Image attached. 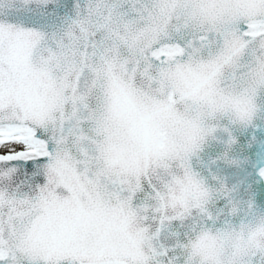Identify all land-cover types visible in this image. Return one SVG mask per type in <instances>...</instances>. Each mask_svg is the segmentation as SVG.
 <instances>
[{"label": "snow or ice", "instance_id": "obj_1", "mask_svg": "<svg viewBox=\"0 0 264 264\" xmlns=\"http://www.w3.org/2000/svg\"><path fill=\"white\" fill-rule=\"evenodd\" d=\"M0 264H264V0H0Z\"/></svg>", "mask_w": 264, "mask_h": 264}]
</instances>
